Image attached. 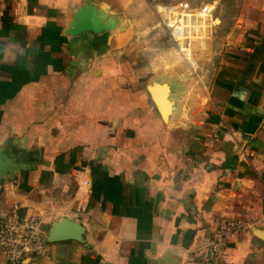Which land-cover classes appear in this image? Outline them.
Returning <instances> with one entry per match:
<instances>
[{"label": "crops", "instance_id": "obj_1", "mask_svg": "<svg viewBox=\"0 0 264 264\" xmlns=\"http://www.w3.org/2000/svg\"><path fill=\"white\" fill-rule=\"evenodd\" d=\"M242 3L209 62L157 69L125 47L147 0H0V149L34 164L0 216L83 229L33 264H200L234 219L222 264H264V0Z\"/></svg>", "mask_w": 264, "mask_h": 264}, {"label": "built area", "instance_id": "obj_2", "mask_svg": "<svg viewBox=\"0 0 264 264\" xmlns=\"http://www.w3.org/2000/svg\"><path fill=\"white\" fill-rule=\"evenodd\" d=\"M152 1L160 4L155 8L165 18V26L171 30L172 37L177 41L185 38L182 44L178 41L182 50L191 48L193 30L202 34L208 29V21H204L208 6L197 11L191 0ZM248 226L247 222L237 219L218 221L212 236L204 239L198 247L200 264H222L230 239L244 232ZM47 254L48 242L42 217L19 215L17 212L0 216V264H33Z\"/></svg>", "mask_w": 264, "mask_h": 264}, {"label": "rangeland", "instance_id": "obj_3", "mask_svg": "<svg viewBox=\"0 0 264 264\" xmlns=\"http://www.w3.org/2000/svg\"><path fill=\"white\" fill-rule=\"evenodd\" d=\"M242 1L243 0H191L193 8L197 11L205 6L209 7L204 18V21H208V29L202 34L200 31H197V33L193 30L190 36L191 41L189 47L191 48L184 51L180 44L183 43L182 40L185 38L178 39V41H180L179 44V42L172 37L171 30L165 26V18L157 13L155 7L160 4L152 0H147L154 13L153 16L155 19L151 29V37L148 40L142 37L143 39L141 40L129 41L125 47L128 50L135 51L140 58H146L147 61H151V65L157 69L162 65H167L169 59L181 56H184L185 60L192 68L199 67L200 63L209 62L212 59L211 52L212 49H214L213 43L227 34L233 27V22L241 17ZM209 13H211V16ZM193 20H197V18H193ZM211 20H214L215 23L212 24ZM206 41L209 42L207 46H205L207 43ZM205 50L210 51L206 53ZM204 53L206 54L204 55Z\"/></svg>", "mask_w": 264, "mask_h": 264}, {"label": "water", "instance_id": "obj_4", "mask_svg": "<svg viewBox=\"0 0 264 264\" xmlns=\"http://www.w3.org/2000/svg\"><path fill=\"white\" fill-rule=\"evenodd\" d=\"M34 168L22 158L0 149V182L6 178L12 179L15 174ZM83 229L79 224L64 220L53 224L47 234V242L55 243L69 240L80 241Z\"/></svg>", "mask_w": 264, "mask_h": 264}]
</instances>
